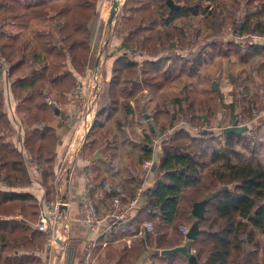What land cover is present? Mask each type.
<instances>
[{
    "label": "trees",
    "instance_id": "16d2710c",
    "mask_svg": "<svg viewBox=\"0 0 264 264\" xmlns=\"http://www.w3.org/2000/svg\"><path fill=\"white\" fill-rule=\"evenodd\" d=\"M173 1L180 8H170L166 0H126L116 15L123 24V37H119L122 47H134L146 59L140 64L134 58L118 56L109 79L105 69L98 90L97 125L111 119L119 107L127 116L134 115L130 99L147 97L145 90L155 93L182 77L194 80L213 58L235 55L244 64L264 59V45L248 41L250 38L226 43L221 38L223 27L233 26L243 37L264 40V0ZM98 2L0 0V50L9 65L5 84L17 102L15 110L20 117L17 132L7 112L0 70V264H49L45 260L48 235L35 224L42 206L51 198L42 204L27 191L33 179L23 151L37 164L40 184L50 197L52 190L57 192L59 138L49 124L60 114L45 98L63 103L79 77L94 67L91 49L98 31ZM195 21L203 23L201 28ZM30 28L36 31L32 45L30 40L20 41ZM203 29L205 37L200 39ZM200 41L208 42L197 46ZM262 71L264 61L257 69L264 75ZM263 97L264 87L262 94L253 93L242 100L249 119L254 118L255 110L264 108ZM186 101L176 98L172 106H178L179 116L193 124L199 118L205 122L218 108L213 107L212 99L198 103L199 108ZM177 121L172 119L170 125H177ZM164 128L153 132L161 142L156 167H151L154 185L142 192L132 216L115 224L126 227V236L134 237L144 232L145 222L153 223L151 233L125 247V258L135 261L148 253L145 264H174L178 255H184H162L161 251L186 246L199 264H264V135L260 138L252 130L224 134V128L219 134H194L183 127L162 138ZM145 142L143 164L153 160L152 142ZM102 166L107 168L105 162ZM105 181L100 175L95 187L101 188L109 206V200L117 195L113 188L109 193L105 190ZM208 195L204 218H195L193 204ZM87 197L94 200L91 190ZM109 221L112 224V219ZM195 223L198 234L195 240H188L179 228H191ZM71 234L70 228L65 264H72L77 254ZM105 237L97 240L103 242ZM97 240L88 239L89 246Z\"/></svg>",
    "mask_w": 264,
    "mask_h": 264
},
{
    "label": "crops",
    "instance_id": "0c3cea01",
    "mask_svg": "<svg viewBox=\"0 0 264 264\" xmlns=\"http://www.w3.org/2000/svg\"><path fill=\"white\" fill-rule=\"evenodd\" d=\"M108 2L109 1H104L102 3V6H107V9L109 11ZM34 39L35 37L32 36V40ZM93 47L94 46L92 45L91 54L94 55L93 66L103 72L106 69L107 79H109L111 76L113 61L118 56H120L118 54L119 49L117 48L122 47V39L111 36V39L109 40L108 32V39L104 42V45L101 46L100 51L95 52ZM142 55H144V58H142L140 61L137 60L140 64H142L146 59V55L144 53H142ZM105 56H109L108 61H105ZM233 57L236 56L231 55L229 57L213 58V62H211L209 65H206V63L200 69V76L201 74H208L210 76V74L216 73L213 64L215 61H219L218 59ZM105 63L108 64L104 68ZM242 64L245 65L244 63ZM79 78V80H84L85 76ZM194 80L188 79L190 84L194 83ZM2 82V88L3 90H5V92H7V112H9V115L11 116L13 127L18 132L20 117L17 115L15 110L17 102L14 100L9 88H6L5 82ZM213 87L214 89H211L213 92H216V90L219 89L218 86L216 87V89L215 86ZM164 88L165 87L155 93H151L145 90L144 93L147 94V97H143L140 99V107L145 110L144 105L155 103L156 108L158 109V104L155 102V97L159 98L160 96H162V93H164L165 91L163 90ZM221 93H223V90ZM171 95L169 96L172 98H169L168 103L172 106V101H174L176 98L181 99V97H179L175 92H172V90ZM243 95L247 96L248 94ZM136 98L137 97L130 99V103L132 104L135 112L134 115L127 116L124 110L119 107V109L115 112V115L111 119H109V133H107L106 131H102V128L105 127V123L102 126H99V124L97 125L96 123V116L99 105L98 99L95 109L89 116L90 121L88 125L89 127L91 125V128L89 130V133L85 134L84 120L81 119L80 115L75 110V107L70 98V94H68L66 100L61 103V108L59 109L60 115L55 117L49 124L52 128L55 129L56 134L59 138L56 145L55 158V169L59 171V178L57 180V192H54V190H52V192L50 193V197L47 196L46 191L40 184V180L38 178L39 171L35 167L36 164L30 159L29 154L26 153V151H23L27 167L30 170L33 179L32 185L27 189V191L35 194L37 198L42 201V204L45 200H48L47 198L53 199L56 197L57 193L60 192L62 197L69 204L68 212L73 217L71 225V237L73 238V240L75 238H81V240L85 241L87 247L89 246L88 239L90 240V238L86 236V232L79 222V218L81 215V201L85 193H89L91 190L92 196L94 198V201H96L97 206L101 209L103 208L102 210H106V208H108V203H106L107 201L104 200V197L102 196L101 188L95 187L97 185V178H99L100 175L103 176L104 180L109 181L110 187L113 188L116 195L119 196L124 202L128 201L130 197L134 195L137 188L141 187L144 191L152 187L155 183V171L151 170L147 173L145 169H143V163L140 161L141 156L143 155V148H146L148 146L145 140H149L150 142H152V162H154L157 160L161 152V142H158V139L153 136L154 130L156 128L161 129L164 126V133L161 135L162 138H164L166 133L172 134L177 129V125L171 126L170 122L167 124L161 122L162 120L160 121V115L155 119L146 117L143 121L138 122L136 108L135 105H133V103L136 102ZM176 109L178 110V106H176ZM159 111L160 110L158 109V112ZM161 111V114H166L165 108H161ZM65 114H72L74 121L71 128H66L65 130H63L61 127L63 124L62 118ZM119 114L121 115L120 117L124 115L130 118L134 117L135 120L137 119V122L129 121L128 123H125L123 120H119L117 118ZM172 116L173 118L175 117L174 115ZM150 119H152L154 123L151 122ZM207 119L208 118L206 117V120ZM183 125L185 126L186 123ZM231 125L232 124L230 123L227 124V126ZM104 162L107 164V168H104V166H102V163ZM90 183L92 185V189L89 190ZM110 207L111 201L109 200V210ZM104 224L108 226L107 219H105ZM125 233L126 227H121L120 225L115 224L113 225L109 221V229L107 230L104 241L102 242V239H98L95 243L96 247L95 249H93V252L99 253L102 261L106 257V259L109 260V264L148 263V253L143 254L135 261L130 260L129 258H125V247H129L133 240L142 237L143 235H145V233L143 232L134 237L126 236ZM65 256V248L59 247L55 249L51 247L49 254L46 252L45 260L46 263L49 264H51L53 261H55L56 264H65ZM76 257L73 259L72 264H79Z\"/></svg>",
    "mask_w": 264,
    "mask_h": 264
},
{
    "label": "rangeland",
    "instance_id": "374dc122",
    "mask_svg": "<svg viewBox=\"0 0 264 264\" xmlns=\"http://www.w3.org/2000/svg\"><path fill=\"white\" fill-rule=\"evenodd\" d=\"M104 1H109V11L107 9V6L103 7L102 3ZM114 0H99L98 6H97V11L99 13L98 21L96 23L95 29L98 30L96 35H95V41L93 43V49L95 52H99L101 49V46L104 45V42L108 39V32H109V40L111 39V36H115L119 38L120 36L123 37L122 34V23L118 19V13L121 11L124 3L126 0H121V4L119 8L117 9V13L113 19V21L110 23L109 22V14H110V8L112 6ZM194 24H198V29L201 28L200 25H203L202 22L195 21ZM200 24V25H199ZM203 28V26H202ZM109 30V31H108ZM200 32V39H204L205 37V32L206 29L201 30ZM34 34H36V31H34L33 28L27 29L23 32V35L20 39L22 43H25L27 41L30 42L32 45V36L34 37ZM222 40L223 42H228L230 40H244L247 38L248 41H252L255 43H260V45L264 44L263 39H256L253 37H243L240 35L237 31L234 32L233 26H226L225 28L223 27V32H222ZM19 41V42H20ZM208 42V41H207ZM205 41H200L197 46H200L201 44L207 43ZM117 48V47H116ZM198 48V47H197ZM120 49L121 48H117ZM130 50H132L133 54H137L135 57L136 60L140 61L142 58H144L141 52H139L136 48L132 47ZM188 49L184 50L187 51ZM118 52V53H119ZM120 54V53H119ZM121 56V55H120ZM259 57V56H257ZM105 61H108L109 56L104 57ZM219 61L214 62V69L216 70V73L210 74V76L207 75H198L196 80H194V83L190 84L188 79L186 77H182L181 79H178L170 84H168L163 90L164 93H162V96L155 97V102L158 104V109L160 110L158 112V109L156 108V104H148L144 105L145 110L140 107V97L138 96L136 98V102L133 103L136 108V114H137V119L138 122L143 121L144 118L150 117V118H156L157 116L160 115V121L164 122L165 124L169 123L171 119L173 118L172 115L175 117L173 119L178 120L177 121V129L187 127L190 131L194 132V134H219L220 130H222L227 124H233L235 121L238 120L239 114H242L243 116V122L245 123L244 126H248V130L250 133L257 131V136L262 138L264 135V108H261L258 110L254 111L253 114V119H249L243 109V102L242 100L244 99L245 95L243 94H248L250 96L253 93H263V74L260 72H257V69L259 68L261 62L264 61L262 58H254L249 60V62L245 65L240 63L241 61L237 57L233 58H221L218 59ZM214 60H210L206 65H209L211 62ZM219 62V63H218ZM108 63L104 64V68L107 66ZM264 73V71H262ZM102 74V79L104 78V72L101 71ZM262 75V76H261ZM103 82V81H102ZM215 89L218 86V90H216V93H214L211 89ZM186 87V88H185ZM171 90L172 92H175L178 94L181 99L188 101L184 103H200L202 101H206L209 99H212L213 101V107L218 106L217 111L215 115H208V119L203 122L200 118L194 122L196 124H193L192 122H188L189 120L182 119V115L179 116L177 113V109L174 106H171V104L168 103L169 95H171ZM223 90V93H221ZM172 96V95H171ZM154 99V98H153ZM264 101V97L263 100ZM161 108H165V115L161 114ZM196 108H199V104L196 105ZM187 109V108H186ZM244 112V114H243ZM181 114V113H180ZM121 115L119 114L117 118L119 120H123L125 123H128L129 121L131 122H137V119L135 120L134 117H126L125 115L120 117ZM162 116V117H161ZM206 116V115H205ZM114 120V119H113ZM151 122L154 123L152 119H150ZM251 120V121H248ZM130 122V123H131ZM186 125L184 126L183 124ZM132 124V123H131ZM228 127V126H227ZM109 120H106L105 122V127L102 128V131H106L109 133ZM158 129V128H156ZM176 129V130H177ZM252 130V132H251ZM161 134L164 133V131H160ZM169 136V133H166L164 136L167 137ZM103 209V208H102ZM99 207L100 213L104 215L106 213V210H102ZM153 224V223H152ZM183 226H188V225H181ZM182 232V231H181ZM257 237H260V233L258 229L256 230ZM75 243L77 244V254H76V259L79 262V264H84L86 261V243L84 240H81V238H75L74 239ZM77 241V242H76ZM74 244L71 243V246ZM99 254V253H98ZM108 256V255H106ZM186 258L184 256L178 255L176 260L174 261V264H186ZM98 264H109V260L104 258V260H101V256L99 254V262L97 261ZM51 264H56L55 261H53ZM63 264V263H61Z\"/></svg>",
    "mask_w": 264,
    "mask_h": 264
},
{
    "label": "built area",
    "instance_id": "2783aa9c",
    "mask_svg": "<svg viewBox=\"0 0 264 264\" xmlns=\"http://www.w3.org/2000/svg\"><path fill=\"white\" fill-rule=\"evenodd\" d=\"M119 52V51H118ZM120 53V54H119ZM119 55H125L127 57L134 58L136 60L137 54H133L132 50L121 47ZM0 70L3 73V81L6 83L5 76H8L9 65L6 62V59L3 57L0 50ZM102 83V74L101 71L94 67L89 69L85 75V79L79 80L77 84L73 87L70 94V98L75 107V110L80 115L81 119L84 120V130L85 134L89 133L91 125L89 127V116L91 112L95 109V106L98 102L99 95L98 90ZM45 102L48 105H51L55 108L60 109L61 103L57 100L47 96L45 98ZM243 115L239 114L238 124L240 126H244ZM63 124L62 129L71 128L73 124V115L65 114L63 116ZM153 165L152 161H146L143 164V169L148 173L151 171V167ZM37 169V164L35 165ZM105 190L109 193L112 191L109 181L106 180L104 183ZM142 188L139 187L135 190L134 196L124 202L119 196H114L111 200V207L109 210L106 208V213L102 215L99 209L97 208L96 201L88 198V193L86 192L82 199L83 210L80 215V221L84 226V230L86 232V236H88L92 240H97V238L106 236L108 226L105 227L104 221L107 219H112V224H118L119 222L127 221L133 214L137 204L139 203L142 197ZM68 203L59 195L48 202L46 201L40 211L39 221L35 224V228L41 232L50 231V239H51V247L52 248H64L62 245L56 242V237L60 238L66 247L69 242V230L72 225L73 217L68 212ZM62 207H66V209L62 210ZM144 233H151L153 229L152 222H145L143 224ZM189 226L181 227L182 233L186 236L189 232ZM96 242L92 244V248L88 249L86 252V261L84 264H98L99 262V254L97 252H93L96 247Z\"/></svg>",
    "mask_w": 264,
    "mask_h": 264
},
{
    "label": "water",
    "instance_id": "95a60500",
    "mask_svg": "<svg viewBox=\"0 0 264 264\" xmlns=\"http://www.w3.org/2000/svg\"><path fill=\"white\" fill-rule=\"evenodd\" d=\"M167 5L172 8V9H177L180 8V5L175 4V2L173 0H166ZM121 4V0H114L110 9V14H109V22L111 23L117 13V9L119 8ZM56 114L59 113V109L56 108L55 109ZM248 130V126H240L238 124L237 121H235L231 126H228L226 128H224V134H228V133H243L245 131ZM157 162L154 161L153 162V167H156ZM210 198V195H208L205 199H203L202 201L196 202L193 204V208H192V215L197 218V219H203L205 216V208H206V203L208 201V199ZM62 210L66 209V207H62ZM46 234L48 235V246H47V253L49 254L50 250H51V235H50V231H47ZM198 234V224L195 223L193 224V226H191L189 232L186 235V238L188 240H195L196 236ZM56 242L60 245H62L64 248V244L61 241L60 238L56 237ZM175 253H181L184 256L187 257L188 263L189 264H199V262L197 261V258L195 257V255H193L192 253L188 252V248L186 246H179L173 249H168V250H162L161 254L162 255H171V254H175Z\"/></svg>",
    "mask_w": 264,
    "mask_h": 264
}]
</instances>
